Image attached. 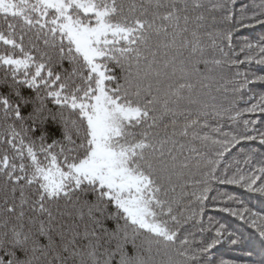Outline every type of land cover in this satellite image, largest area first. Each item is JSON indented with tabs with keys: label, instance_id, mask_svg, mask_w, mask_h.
I'll return each mask as SVG.
<instances>
[{
	"label": "snow or ice",
	"instance_id": "6c2138e0",
	"mask_svg": "<svg viewBox=\"0 0 264 264\" xmlns=\"http://www.w3.org/2000/svg\"><path fill=\"white\" fill-rule=\"evenodd\" d=\"M202 7L0 0V264H211L213 249L239 246L243 233L212 216L205 226L209 202L264 238V214L237 195H210L215 182L264 196V157L252 167L241 151L243 161L223 164L243 143L264 145V123L252 118L264 117V92L250 88L264 75H212L252 63L249 53L264 64V38L237 53L238 28L200 33L205 17L189 10ZM212 7L225 13L219 23L264 25V5L239 19L227 2ZM200 63L224 100L197 89ZM164 117L171 131L161 135ZM61 201L80 223L63 221L72 213Z\"/></svg>",
	"mask_w": 264,
	"mask_h": 264
},
{
	"label": "trees",
	"instance_id": "16d2710c",
	"mask_svg": "<svg viewBox=\"0 0 264 264\" xmlns=\"http://www.w3.org/2000/svg\"><path fill=\"white\" fill-rule=\"evenodd\" d=\"M191 4L192 0H178V3L182 6L183 3ZM203 4V7L198 10H189V15L195 17L197 15L203 14L205 17L204 27L199 29L200 33L203 34L205 32L213 31L214 29L219 28H238L239 30L233 33V47L239 52V48L244 44L245 41L256 43L260 39L264 38V25L261 24H253L252 27L247 28H239L238 25L234 23H219L222 20V17L225 15L224 11L219 8H213V4L225 3L227 2L228 7L235 13L236 19L240 18L241 10H244V15L251 16L253 13H258L261 11V8L256 7L257 5H264V0H200ZM246 6V7H245ZM213 18L216 19L217 23L213 24ZM264 19V17H261ZM195 25L190 24V29ZM205 43H210L206 36H202ZM156 39V37H154ZM160 39H164V37H160ZM2 50V48H0ZM227 51V49H225ZM188 53L185 52L184 56L187 57ZM249 55H254L255 60L252 63H245L241 65L239 68H217L212 75L218 79L221 74L226 76H230L232 73L236 71L247 72L249 73V78L252 79L254 76L264 75V64L258 63L260 57L257 53H249ZM216 58H219V54H216ZM235 58V57H233ZM240 60H244L245 56L243 54L239 55ZM195 64V60H193ZM65 67H68L65 62ZM199 70L201 75L197 77L193 74L192 80L194 83H197V89L205 94L206 99H210L211 97H216L218 101H222L225 99L222 91H217L220 87V84L216 83L215 80L204 79L205 76L209 75L205 72L204 65L202 63L195 65ZM117 73L120 74V69H116ZM3 70L0 69V75H2ZM202 80L205 85H208L206 88H200V84L198 81ZM222 83V82H221ZM252 92L254 93H262L264 92V84L260 82H256L250 85ZM251 93L245 94V99H248V96ZM229 99L234 97H228ZM254 102V101H253ZM245 105L241 104L240 107H244ZM253 119L260 120L264 123V117H261L259 114H256L252 117ZM224 123V122H222ZM165 125H169L168 130L171 131V118L164 117L162 121L159 123V127L156 131L160 132L161 135L164 133ZM233 129L229 128L225 123L224 131H232ZM264 131V128L261 129ZM243 152L245 155H250L253 157L252 167L258 166V161L264 157V145H261L259 141L246 142L242 145L238 146L236 149H233L232 154H226V160L223 164H232L235 160L239 159L243 161V156L238 155V153ZM187 149L184 151V155H187ZM243 167V164H241ZM232 171L230 170L228 175H232ZM220 172H223V165L220 168ZM260 181H258V184ZM212 187L214 191L210 194L212 197H215L217 200H221L224 197L221 195L222 193H228L231 195H237L240 199L243 200L244 204L252 209L254 212H258L264 214V196L259 193H250L245 189H241L236 185H221L213 182ZM179 191V189H178ZM19 194L17 193V196ZM2 196V194H0ZM18 202V201H17ZM2 203V201H0ZM233 207L235 205H232ZM60 209L65 212H71V216L63 217V221L65 223H72L73 221L80 223L78 217L76 216V211L74 208L69 205L65 208L64 201L60 202ZM212 216L213 221H220L221 223H227L230 229L239 228L243 233V240L239 246H233L229 244L227 241L222 242L215 249L212 250L208 259L211 264H220V261H227L228 264H261V261L264 260V238H261L259 234L253 229L249 224H246L244 221H240L234 217H228L226 214L220 213L215 210L214 204L209 202L207 205V209L204 215L205 226H207L208 217ZM114 225V222H109V225ZM191 230V229H190Z\"/></svg>",
	"mask_w": 264,
	"mask_h": 264
}]
</instances>
